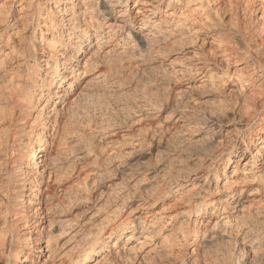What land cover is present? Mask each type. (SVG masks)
Wrapping results in <instances>:
<instances>
[{
    "label": "bare ground",
    "instance_id": "6f19581e",
    "mask_svg": "<svg viewBox=\"0 0 264 264\" xmlns=\"http://www.w3.org/2000/svg\"><path fill=\"white\" fill-rule=\"evenodd\" d=\"M0 264H264V0H0Z\"/></svg>",
    "mask_w": 264,
    "mask_h": 264
},
{
    "label": "rangeland",
    "instance_id": "374dc122",
    "mask_svg": "<svg viewBox=\"0 0 264 264\" xmlns=\"http://www.w3.org/2000/svg\"><path fill=\"white\" fill-rule=\"evenodd\" d=\"M256 16H257V15H256ZM256 16L254 15V17L252 18V21H254L253 23H254V26H255V27H260L261 24H258V23H260V22H259V21H256V20H257V19H256ZM225 19H226V22H227L228 19H227V18H225ZM255 19H256V20H255ZM255 22H256V23H255ZM248 23H249V22H248ZM250 23H251V22H250ZM256 25H257V26H256ZM205 48L209 50V48L211 49V46H208V47L206 46ZM189 112H190V114H191L192 111L190 110ZM157 126L162 127L161 125H157ZM157 128H158V127H157ZM227 128L229 129V128H231V127H230V126H227ZM180 136H181V135H180ZM180 136H179V137H180ZM182 136H183V135H182ZM245 200H246V199H245ZM247 200H250V197H249V199H247Z\"/></svg>",
    "mask_w": 264,
    "mask_h": 264
}]
</instances>
